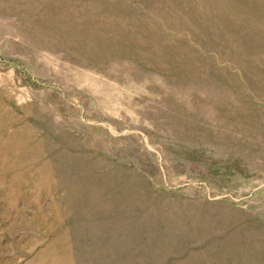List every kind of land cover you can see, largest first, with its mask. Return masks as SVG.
Masks as SVG:
<instances>
[{
    "label": "rangeland",
    "instance_id": "1",
    "mask_svg": "<svg viewBox=\"0 0 264 264\" xmlns=\"http://www.w3.org/2000/svg\"><path fill=\"white\" fill-rule=\"evenodd\" d=\"M0 264H264V0H0Z\"/></svg>",
    "mask_w": 264,
    "mask_h": 264
}]
</instances>
